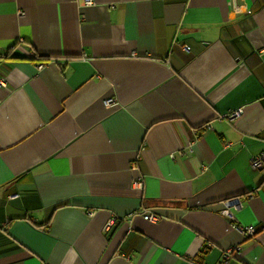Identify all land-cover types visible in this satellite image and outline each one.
<instances>
[{
    "label": "crops",
    "instance_id": "obj_1",
    "mask_svg": "<svg viewBox=\"0 0 264 264\" xmlns=\"http://www.w3.org/2000/svg\"><path fill=\"white\" fill-rule=\"evenodd\" d=\"M0 81V264H264V0H0Z\"/></svg>",
    "mask_w": 264,
    "mask_h": 264
},
{
    "label": "built area",
    "instance_id": "obj_2",
    "mask_svg": "<svg viewBox=\"0 0 264 264\" xmlns=\"http://www.w3.org/2000/svg\"><path fill=\"white\" fill-rule=\"evenodd\" d=\"M83 2L85 5H91L93 3V0H83ZM185 49H188V47L186 46ZM1 82L2 81H0V83ZM111 102H112L111 99H107L106 101H104V104L109 105ZM239 113H240V110L237 109V110L231 111L229 113L223 114L222 117L232 119L234 117H237L239 115ZM250 163H251V166L254 168L262 167V160L259 156L252 157L250 160ZM231 204L237 205V202H234L232 200L222 201L221 202V208H220L221 214H223L227 217L233 218V215L229 210V206ZM142 217L148 221H155L158 219V216L152 212H143ZM107 226H110V222L107 223ZM232 228L234 230H236L243 238L251 237L255 233V227L252 225L232 224ZM234 250H238V247H232V248L226 249L221 255L220 264H228L230 256L232 255Z\"/></svg>",
    "mask_w": 264,
    "mask_h": 264
}]
</instances>
